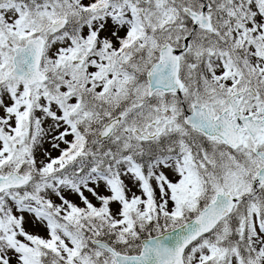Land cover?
<instances>
[{"label":"snow or ice","instance_id":"1","mask_svg":"<svg viewBox=\"0 0 264 264\" xmlns=\"http://www.w3.org/2000/svg\"><path fill=\"white\" fill-rule=\"evenodd\" d=\"M0 264H264V0H0Z\"/></svg>","mask_w":264,"mask_h":264}]
</instances>
